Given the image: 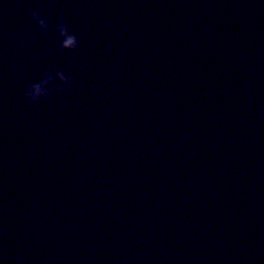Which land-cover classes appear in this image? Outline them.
Returning a JSON list of instances; mask_svg holds the SVG:
<instances>
[{
    "label": "water",
    "instance_id": "1",
    "mask_svg": "<svg viewBox=\"0 0 264 264\" xmlns=\"http://www.w3.org/2000/svg\"><path fill=\"white\" fill-rule=\"evenodd\" d=\"M0 264H264V0H0Z\"/></svg>",
    "mask_w": 264,
    "mask_h": 264
},
{
    "label": "clouds",
    "instance_id": "2",
    "mask_svg": "<svg viewBox=\"0 0 264 264\" xmlns=\"http://www.w3.org/2000/svg\"><path fill=\"white\" fill-rule=\"evenodd\" d=\"M32 18L38 24L40 29L47 34L51 31L47 19L41 18L39 10H32ZM59 34V44L61 49L74 50L79 48L80 41L78 37L69 29L66 21H61L56 26ZM62 81V84L54 83L56 80ZM73 78L66 75L63 71H56L55 74L48 72L45 78L30 82L26 85V96L31 104H39L42 100L48 99L54 92H62L64 89L71 88Z\"/></svg>",
    "mask_w": 264,
    "mask_h": 264
}]
</instances>
